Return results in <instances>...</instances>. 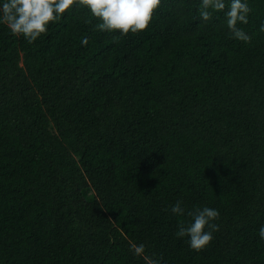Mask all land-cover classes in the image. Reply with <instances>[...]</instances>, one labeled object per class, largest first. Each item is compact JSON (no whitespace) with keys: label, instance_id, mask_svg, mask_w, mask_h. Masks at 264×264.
<instances>
[{"label":"trees","instance_id":"obj_1","mask_svg":"<svg viewBox=\"0 0 264 264\" xmlns=\"http://www.w3.org/2000/svg\"><path fill=\"white\" fill-rule=\"evenodd\" d=\"M249 3V43L199 0H162L123 36L83 7L31 44L0 25V264H264V0ZM178 199L220 212L200 252L175 236Z\"/></svg>","mask_w":264,"mask_h":264},{"label":"clouds","instance_id":"obj_2","mask_svg":"<svg viewBox=\"0 0 264 264\" xmlns=\"http://www.w3.org/2000/svg\"><path fill=\"white\" fill-rule=\"evenodd\" d=\"M162 0H0V25L6 26L14 36H22L29 44L45 34L51 24L66 18L73 7H83L98 22L95 25L101 32L127 35L145 31L152 22L154 12ZM196 11L199 19L207 22L213 14H220L231 38L244 43L251 36L238 25L249 21L252 11L249 0H199ZM87 22V21H86ZM258 31L264 32V23ZM87 37L81 43L87 44ZM170 212L178 217L189 219L180 221L175 236L186 238L190 250L200 252L210 245L213 234L219 231L218 209L203 205L186 211L182 200L170 206ZM259 241L264 242V225L258 229ZM134 256H143L145 245L139 244L132 249ZM148 264H160L159 260L149 259Z\"/></svg>","mask_w":264,"mask_h":264}]
</instances>
